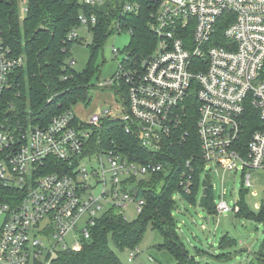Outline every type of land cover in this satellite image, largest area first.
Instances as JSON below:
<instances>
[{
	"label": "built area",
	"instance_id": "1",
	"mask_svg": "<svg viewBox=\"0 0 264 264\" xmlns=\"http://www.w3.org/2000/svg\"><path fill=\"white\" fill-rule=\"evenodd\" d=\"M78 1L92 7L106 2ZM147 2L148 25L156 36L152 51L137 58L126 50L130 41L123 49L113 46L117 70L94 85L114 87L119 104L89 118L79 117L72 107L46 124L29 119L9 127L0 121V190H13L7 195L10 201L0 197V264H47L59 247L79 250L106 208H119L117 212L125 215L124 208L133 202L138 213L142 211L145 200L138 196V184L153 173L172 174L180 167L179 191L190 195L199 166L202 172L211 163L224 172L241 171L247 189L252 187L253 171L264 168V127L247 136L248 106L264 121V0ZM20 8L23 18V0ZM140 8L139 0H125L120 14L138 13ZM78 19L80 27L70 30L66 40L78 39L82 28L91 34L97 22L94 13L80 12ZM113 27V34L124 32L120 20ZM69 64L74 66L75 59L71 57ZM24 65L25 56L13 54L0 34V103L12 73ZM188 115L196 127L199 152L179 163L172 148L189 133L184 128ZM105 118L122 123L153 157L130 159L125 152L101 146L86 153L93 127ZM105 156L109 168L101 164V169H93L84 163L92 158L101 163ZM55 160L66 163L65 170L45 172ZM107 172L111 191H89L90 178H100L106 186ZM102 201L107 202L105 209ZM230 210L239 212V203L231 207L222 198L216 204L219 213ZM84 217L85 226L69 244L66 237ZM44 238L49 241L45 253ZM127 249L130 260L141 252L139 246Z\"/></svg>",
	"mask_w": 264,
	"mask_h": 264
},
{
	"label": "trees",
	"instance_id": "2",
	"mask_svg": "<svg viewBox=\"0 0 264 264\" xmlns=\"http://www.w3.org/2000/svg\"><path fill=\"white\" fill-rule=\"evenodd\" d=\"M23 1L27 11L21 18V0H0V34L13 54L25 56V65L12 73L9 88L0 103V121L9 127L18 123L26 124L29 119L33 123L46 124L53 115L72 108L78 102L90 103L89 92L95 85L99 70L96 59L107 38L114 32V21L120 20L124 31H132L130 42L126 46L130 57L141 58L148 55L156 43V36L148 25L151 8L147 0H139L141 8L138 13L123 15L120 14V9L125 0H106L103 5L95 7L78 0ZM80 12L96 14L97 22L90 27L92 40L88 44V62L84 69L78 71L69 64V59L74 44L80 40L68 41L66 38L70 30L80 27ZM218 33L222 34V30L219 29ZM190 113H193L192 108ZM247 114L248 136L254 128L264 127V121L258 118L257 111L250 106L247 107ZM188 117L184 128L189 133L181 143L176 142L172 148L179 163L190 153L199 152L196 127L192 117ZM97 146L125 152L130 159L148 160L153 157L152 153L140 146L134 134L125 132L122 123L108 118L103 119L100 126L93 127L85 152L92 154ZM55 162L57 163L45 172L64 171L67 167L66 163ZM202 173V167H197L192 193L182 194L195 204L199 203L197 193L202 184ZM179 178L180 167L172 174L159 172L151 174L148 179H141L138 196L145 200V205L137 218L128 220L114 207L106 208L96 218L95 224L89 227L90 237L83 239L81 248L58 250L52 264H124L111 247L110 241L121 250L133 248L140 244L151 222L154 223L153 228H157L163 236L161 249H166L173 255L176 260L174 264H211L189 255L177 234L172 209L173 194L180 190ZM152 179L154 183L150 184ZM207 181L209 192L206 207L216 210L211 197L212 185L208 179ZM248 190H241L242 196L238 202L240 211L237 213L264 224V200L258 210L250 209L245 200ZM12 192L13 190L2 189L0 197L10 201L7 195ZM227 240L228 237L224 236L223 241ZM230 242L228 244L232 245V241ZM229 253L223 254L229 256ZM256 258L258 264H264V241Z\"/></svg>",
	"mask_w": 264,
	"mask_h": 264
},
{
	"label": "rangeland",
	"instance_id": "3",
	"mask_svg": "<svg viewBox=\"0 0 264 264\" xmlns=\"http://www.w3.org/2000/svg\"><path fill=\"white\" fill-rule=\"evenodd\" d=\"M20 13L22 14L21 8ZM80 34V41L76 42L71 50V57L75 59L74 68L78 71L84 69L88 62L90 56L88 44L92 40L91 34L86 32L85 28L80 29ZM129 41L130 33L128 31L120 34L114 33L107 38L96 59V65L99 70L94 83L99 80H107L115 74L118 61L112 48L115 46L123 49ZM123 56L124 54H119V57ZM114 90L115 88L112 86L102 89L93 87L89 92L91 96L90 103L78 102L73 106L75 113L81 118H89L93 112L99 111L101 108H113L114 105L120 102ZM84 163L93 169H101V164H105L107 168L110 167V161L106 156L101 163L96 158L85 159ZM106 178V186L100 178H90L92 189L90 188L89 191H92L95 195H100L104 188L111 191L112 183L109 172H107ZM204 179H208L212 185V203L217 204L224 198L233 207L235 203L239 202L242 196L241 190L244 189L241 171L224 172V170L216 168L211 163L206 168V171L202 173L201 181ZM153 181L152 179L149 183L153 184ZM251 182L252 187L245 194V200L250 209L258 210L264 200V168L253 171ZM203 189L201 184L197 193L198 202ZM173 199L172 214L176 231L189 255L195 256L198 261L211 264H258L256 256L261 252L264 241L263 222L256 219H248L234 210L219 213L214 209L210 210L208 207L202 208L188 200L180 191H176L173 194ZM102 202L105 209L107 202ZM115 210L119 211V208ZM124 214L128 220H133L137 218L139 213L135 204L131 202L124 208ZM85 218H82L77 224V229L66 237V241L69 244L74 240V234L85 226ZM153 224L152 222L149 223L143 239L139 245H136L140 247L141 252L133 260L129 259L128 249L121 250L110 241L111 247L117 252L124 264H141V262L144 264H174L176 262L170 252L166 249H161L163 236L157 228H153ZM224 236H227L229 240L223 241ZM44 239L46 248H44L43 252L45 253L49 249V241L46 238ZM230 241H232V245L226 246L225 242L229 243ZM222 242L224 243L222 244ZM58 250H60V247ZM228 251L230 252L229 256H225L223 253ZM54 256L55 254L52 257ZM149 256L153 260H150ZM217 256L219 257L217 258ZM43 258L46 261V258ZM47 264H52V261L48 259Z\"/></svg>",
	"mask_w": 264,
	"mask_h": 264
},
{
	"label": "water",
	"instance_id": "4",
	"mask_svg": "<svg viewBox=\"0 0 264 264\" xmlns=\"http://www.w3.org/2000/svg\"><path fill=\"white\" fill-rule=\"evenodd\" d=\"M202 186H203V192L202 195L199 198L198 205L202 208L207 206V200H208V192H209V184L207 179L202 180Z\"/></svg>",
	"mask_w": 264,
	"mask_h": 264
},
{
	"label": "crops",
	"instance_id": "5",
	"mask_svg": "<svg viewBox=\"0 0 264 264\" xmlns=\"http://www.w3.org/2000/svg\"><path fill=\"white\" fill-rule=\"evenodd\" d=\"M230 243H231V242H230ZM221 245H222V244H221ZM225 245L229 247V244H228V242H225ZM149 257H151V256H149ZM141 264H144V263H143V262H141Z\"/></svg>",
	"mask_w": 264,
	"mask_h": 264
}]
</instances>
